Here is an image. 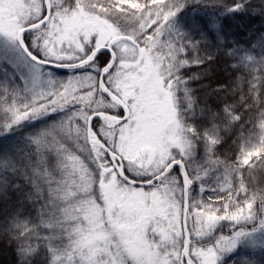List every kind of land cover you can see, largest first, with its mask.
Returning <instances> with one entry per match:
<instances>
[{"label": "trees", "instance_id": "trees-1", "mask_svg": "<svg viewBox=\"0 0 264 264\" xmlns=\"http://www.w3.org/2000/svg\"><path fill=\"white\" fill-rule=\"evenodd\" d=\"M65 7L61 10L64 17L81 9L97 22L95 34L80 35L76 26L66 46L62 43L58 49L72 56L76 53L73 49L80 48L82 54L75 55L78 61L101 47L97 42L108 31L104 28L106 22L127 35H132L126 28L130 19L143 22L141 26L147 30L138 34L140 51L154 50L163 57L167 71L164 85L173 89L177 114L194 141L196 163L201 161L203 166L197 165L198 170L205 168L209 174L208 182L203 184L207 191L203 192L200 208L204 206L203 210L211 214L226 210L233 213L250 202L254 196L240 192L238 185L242 184V171L264 160V0H68ZM35 23L22 24L21 29ZM42 30L44 27L27 33L24 43L30 53L45 60L41 48L50 40L38 34ZM8 44L10 40L0 35V264H82L79 257L84 259L89 249L80 250L74 244L81 237L77 224L65 220L58 204L74 207L70 205L71 194L68 196L74 184V202H98L100 169L94 164L86 166L84 155L71 148L69 142L54 140L71 109L55 111L54 107L46 118L21 116L19 122L15 121L13 110L25 114L41 103L26 104L29 86L19 67H24L22 58L31 59L17 42L11 62ZM58 61L71 63L65 55ZM217 65L218 76L212 73ZM52 76L59 79L65 73L54 71ZM215 96L220 98L216 100ZM40 133L44 134V147L38 139ZM202 154L208 160L206 167ZM185 158L190 177L194 178L196 171L188 153ZM72 161L82 163L75 173L69 170ZM219 168L232 176L228 187L223 188L216 180ZM259 173L264 175V170ZM194 185L200 188L196 182ZM256 197L261 201L264 195ZM260 201L264 206V200ZM80 207H75L76 213ZM258 222L225 225L230 232H257L258 241L239 242L232 254L215 264H264V228ZM150 223L143 229L147 243L161 244L160 228L155 230ZM218 236L214 233L204 240L203 247L213 246Z\"/></svg>", "mask_w": 264, "mask_h": 264}, {"label": "rangeland", "instance_id": "rangeland-1", "mask_svg": "<svg viewBox=\"0 0 264 264\" xmlns=\"http://www.w3.org/2000/svg\"><path fill=\"white\" fill-rule=\"evenodd\" d=\"M0 1V10L5 7L0 16V35L10 40V44L7 45L10 58L11 54L14 56L17 50L15 43H17V35L22 24L41 20L46 7L44 0H24L26 6L23 0L14 4L11 0ZM67 2L68 0H51L52 18L44 30L38 33L39 35L47 32L52 34L49 37L48 45L41 48V54L45 60H49L46 55L49 50H53L58 55H66L65 53H67L68 60L76 62L75 54L80 53L81 49L75 47L73 52L76 53L70 56L69 53L71 52L64 49L59 51V45L63 43L66 46L67 40L70 39V35L73 34L76 26L80 35L92 36L97 31L95 17L89 14V18L81 9L72 10L67 17H64L61 10L66 8ZM5 9L10 10L5 11ZM54 12L57 14L55 15ZM76 22L78 23L76 24ZM128 23L129 26L126 28L130 30L129 33L132 35L124 34L118 28H111V23L106 22L104 28L108 31L97 42V45L102 47L110 39L126 35L133 41L135 40L134 44L123 41L118 46L119 48H127L131 54H134L131 59L137 64L134 69L131 68L132 70L125 73L124 89L120 91V94L127 100V94H131L133 90L136 91V95L129 100L132 108L131 119L118 129L109 131L110 144L113 145V150L115 149L123 160L127 172L133 176L138 173V165L145 166L148 161L147 153L142 155V150L146 146L153 148L154 152L158 151L160 156H166V158H169L174 150L182 154L188 153L189 162L196 171L192 179L199 185V190L203 196V192L207 191L205 185L208 182L209 174L205 168L197 173V164L201 165L202 162L196 163L197 151L194 141L185 132L184 124L177 114L173 89L164 85L167 71L163 64V57H159L154 50L141 52V41L138 39V34L147 28L141 26L143 22H135L130 19ZM86 28L89 30L88 32ZM36 36L32 37V43H35ZM143 42L146 43L147 41ZM65 49L67 48L65 47ZM139 54H142V57H138ZM21 55L24 57L22 53ZM11 59L13 57L10 58V61L13 62ZM21 62L24 67H19V70L29 86L26 104H32V102H34L33 105L41 104L38 108L28 109L26 113L21 112L25 114L13 110V114L16 116L15 121L19 122L21 116L46 118L49 113L53 112L54 107L57 108L55 111L69 112L71 109L66 120L61 124V128H57L58 133L54 134V140L60 144L69 142L71 148L80 155H84V159L87 161L86 166L87 164H94L100 169L101 180L99 185L101 189L98 193V202L94 199L88 200L86 204L74 202L73 200L76 198L74 184L72 189L69 188L70 193L68 191V196L70 194L72 196L70 205L74 207L71 208L63 203L58 204L61 207L60 210L65 214V220L75 221L77 224L76 230L81 237L74 244L80 250L89 249L90 254L85 255L84 259L79 257V262L82 264H181L185 246L182 225L183 180L180 178V182H173V185L166 180L169 183L167 191L161 196L151 198L149 192L152 193L153 190L148 192L144 189H136L124 184L115 172L107 173V170L112 167L115 168L116 165L98 147L89 145L87 142L89 110L86 108V100L90 96L85 92L89 86L87 85V75L82 76L79 75V72L71 71L65 73V77L57 79L52 76L53 70L27 58L26 61L22 58ZM218 71L219 65L214 67L212 73H217L216 76H218ZM215 78L211 79L215 80ZM128 85L131 88H128ZM217 97L215 96L216 100ZM77 103H81L80 108H74ZM94 108L93 105L92 109ZM103 127L102 124H97L95 128L101 130ZM40 134L38 139L44 143L42 144L44 147L46 145V142L42 141L44 134ZM104 135L107 136L105 132ZM111 136H119L117 144L112 141ZM164 152L167 154L164 155ZM200 158L203 159V164L205 163L206 167L207 158L204 154ZM81 165L82 163L74 161L71 166L69 165L70 172L75 173L77 166L80 167ZM263 170L264 160H261L251 170L241 172L243 179H241L242 184L238 185V188L243 194L247 192L254 198H251L250 202L233 213H230L229 210L221 214L206 213L203 210L204 206L203 209H197L196 204H193L187 220L190 230V235H188L192 239L190 254L194 261L199 264H213L216 260L220 262L238 248L239 242L243 240L247 242L250 241L249 239L258 241L255 235L257 232L255 234H250L244 230L230 232L227 227L230 223L232 225H253L259 220V225L264 228V206H260V200L256 197L264 195V175L259 173ZM217 175L219 177H216V180L220 186L224 188L230 185L232 176L229 173L221 168ZM70 181H72L71 178ZM204 182L205 185H203ZM106 185L108 186L105 187ZM156 191L159 193V189ZM151 199H155V201L152 202ZM263 200L264 198L260 202ZM76 206H81L79 212L77 210L78 213H76ZM68 212L69 215L66 214ZM139 219L142 220L141 227L137 226ZM149 221H152L151 224L155 230L160 228L161 244L147 243L148 239L144 235L143 229L147 227ZM134 227L136 228L134 229ZM221 228L224 229L220 230ZM214 233L219 234L218 240L211 247H203V241L208 240ZM213 257L216 258L213 260Z\"/></svg>", "mask_w": 264, "mask_h": 264}, {"label": "flooded vegetation", "instance_id": "flooded-vegetation-1", "mask_svg": "<svg viewBox=\"0 0 264 264\" xmlns=\"http://www.w3.org/2000/svg\"><path fill=\"white\" fill-rule=\"evenodd\" d=\"M50 21H48L49 23ZM47 23V24H48ZM47 24L43 25L42 27H45ZM40 27V28H42ZM23 29V28H22ZM46 32V31H45ZM27 34L23 35V40ZM44 36L50 37L52 34L50 33H44ZM116 38V37H114ZM110 39L109 42H107L104 46L102 47H109L110 42L114 39ZM125 42V41H124ZM128 43H133L134 41L131 39L130 41H126ZM121 42L115 44L114 46L110 47V52H102L98 55H96V51L92 52L91 54H86L83 58L82 61H93L89 66L81 68L79 70H75L74 72H79V75L84 76V74L87 75V89H85L86 93L90 94L88 99L86 100V108L89 110V118L95 114H102V115H107L111 117L112 119L109 118H103V119H97L94 120L92 123V136L91 139L92 141H89L88 136L87 140L90 145L98 147L106 156L108 159L111 160L113 164L116 165L115 168H111L107 170V173H113L115 172L119 179L127 185L133 186L136 189H144L145 191H151L149 192V196L151 198L161 196L165 191H167V186L169 183L173 185V182H180L183 180L184 183V188L186 183L190 185L189 189V212L191 210V207L193 204H196L197 209L201 207V201H202V194L199 188L195 189V185L193 179L190 177L189 174V167L187 164V160L185 158L186 153L182 154L179 153L177 150H174L169 158H166V156H160L159 152L156 151L154 152L153 148L146 146L142 150V155L147 153L146 157L148 158V161L146 162L145 166L138 165L137 167V175H130L129 172L126 170V166L121 159V157L117 154L116 150H113V145H111L109 137V131H114L118 129L120 126H123L126 122H128L131 117H132V108L129 104V100H131L133 97L136 95V91L134 90L131 92V94H127L125 99L124 97L121 96L120 91L124 89L123 84H124V76L125 73L128 70L134 69L137 64L135 62H132L131 57L134 54H131L127 48H119V44ZM60 47V45H59ZM81 53V52H80ZM67 55V53H65ZM75 54V53H74ZM79 54V53H77ZM75 54V55H77ZM82 54V53H81ZM65 55V56H66ZM71 56V53L69 54ZM68 55V56H69ZM64 55L56 54L53 50H49V52L46 55V58L49 60H43L47 63L51 64H56V65H62L59 63L58 58L63 57ZM101 57V59H100ZM138 57H141L139 54ZM139 59V58H138ZM82 61H76V62H71V63H78ZM132 68V69H131ZM101 81L104 84V88L106 91L100 88ZM128 88H131L130 85H128ZM131 98V99H130ZM115 99H118L122 104L120 105ZM95 106L94 109H92V106ZM81 103H77V108H80ZM126 111L129 112V117L128 120L120 125H115L117 120L123 119L126 115ZM88 118V120H89ZM97 124H102L104 127L100 130L99 128H95ZM99 129V130H98ZM104 132L106 133L107 136L104 135ZM112 141L117 144L119 141V136H111ZM93 140H99L101 141L113 154H115L114 157H110L101 147L99 144L93 142ZM152 141V140H151ZM167 153L164 152V155ZM198 165V164H197ZM199 166V165H198ZM197 170L200 168H198ZM120 170H123L124 174L132 181L134 182H140V183H149L150 181H153L157 177H159L158 180L154 181V183L151 186H135L132 184H129L122 180L120 178L119 172ZM200 170H198L197 173H199ZM166 180L170 181L169 183L166 182ZM167 183V184H166ZM102 184V183H101ZM175 185V184H174ZM106 185L105 187H107ZM104 187V188H105ZM198 187V185H197ZM159 189V193L156 191ZM184 193V189H183ZM201 197V199H200ZM183 200V198H182ZM152 202L155 201V199H151ZM190 213H188L189 215ZM183 217V214H182ZM188 219V218H187ZM152 222V221H151ZM150 223V221H149ZM142 224V220L139 219L138 221V227ZM151 224V223H150ZM149 224V225H150ZM152 225V224H151ZM183 225V221H182ZM187 228H188V234H189V226H188V220H187ZM184 230V228H183ZM185 236V234H184ZM190 243L188 246V256L189 258L186 259L185 255H187V252H184L183 249V261L186 262V264H196L194 260L191 257L190 254V246L192 243V239H190ZM216 257H213V260ZM183 261H181V264H183ZM216 261L213 263L215 264Z\"/></svg>", "mask_w": 264, "mask_h": 264}, {"label": "water", "instance_id": "water-1", "mask_svg": "<svg viewBox=\"0 0 264 264\" xmlns=\"http://www.w3.org/2000/svg\"><path fill=\"white\" fill-rule=\"evenodd\" d=\"M44 2H45V7H46V14H45V17L43 18V20H41L40 22L35 23L33 25H30L28 27H25V28H23L22 30L19 31V33L17 35V41H18V44H19L20 48L24 51V53L32 61L36 62L37 64L44 65V66L50 67V68L58 70V71H75V70H79L81 68L89 66L93 61L87 60V61H82V62L75 63V64L54 65V64L47 63V62H45L43 60L38 59L33 54H31L30 51L26 48V46L24 45V41H23V35L31 32L33 30H36V29L42 27L43 25L47 24L48 21L51 18V15H52L51 0H44ZM130 40H131V38L128 37V36L116 37L110 42L109 47L99 48L96 51V55H98V54H100L102 52H106V51L110 52V47L114 46L115 44H117L119 42L130 41ZM100 88L103 89L104 91H106L102 81H101V84H100ZM115 100L120 105L123 106V104L118 99H115ZM128 117H129V112L126 111L125 117L123 119L117 120L115 125H120V124L126 122L128 120ZM103 118L112 119L111 117H109L107 115H102V114H95V115H93V116H91L89 118V120H88V128H87V136H88L89 141H92L91 136H92V123H93V121L97 120V119H103ZM93 142L99 144L100 147L110 157H114L115 156V154H113L101 141L93 140ZM119 175H120V178L122 180H124L125 182H127L129 184L135 185V186H151L154 183V181L159 179V177H157L156 179H154L153 181H150L149 183H140V182H134V181L130 180L124 174L123 170H120ZM189 189H190V185H188L186 183L185 188H184V193H183V212H182L183 213L182 221H183V228H184V234H185V249H184V252L185 253L187 252V255H185L186 259L189 258V256H188V246H189V243H190V237H189V235L187 233L188 232L187 218H188L189 206H190V204H189ZM189 264H191V263H189Z\"/></svg>", "mask_w": 264, "mask_h": 264}]
</instances>
